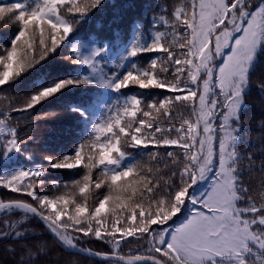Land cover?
Returning a JSON list of instances; mask_svg holds the SVG:
<instances>
[{
	"label": "snow or ice",
	"instance_id": "snow-or-ice-1",
	"mask_svg": "<svg viewBox=\"0 0 264 264\" xmlns=\"http://www.w3.org/2000/svg\"><path fill=\"white\" fill-rule=\"evenodd\" d=\"M101 3L0 6V18L8 13L18 22L0 55V88L68 50L61 45ZM153 27L151 46L134 43L129 55L158 58L107 86L157 90L156 98L130 97L92 126L73 155L45 157L52 169H83L75 173L81 179L45 184L41 167L0 176V239L19 242L5 245L16 264H80L75 253L109 264H264V81L250 76L264 54V0L162 4ZM68 51L62 58L70 63L92 64L75 47ZM82 83L93 82L59 80L22 102H0V156L21 152L35 140L29 126L55 115H32L37 105ZM253 86L260 97L255 129L248 123ZM8 97L0 93V101ZM130 148L150 151L123 166ZM201 182L205 190L191 195ZM32 236L38 239H25Z\"/></svg>",
	"mask_w": 264,
	"mask_h": 264
},
{
	"label": "trees",
	"instance_id": "trees-1",
	"mask_svg": "<svg viewBox=\"0 0 264 264\" xmlns=\"http://www.w3.org/2000/svg\"><path fill=\"white\" fill-rule=\"evenodd\" d=\"M180 2L182 0L178 3ZM13 3H27L29 7H32L35 0H0V6ZM162 4L170 6L173 3L165 4V0H102L100 6L87 13L79 21L73 33L61 45V48L67 45L68 50L75 47L80 58L91 60V65L70 63L62 58L70 54L68 50H65L60 56L55 53L50 55L46 60L0 88V93L9 94L6 100L0 102L8 103L22 102V99L29 98L42 87L59 80L82 81L87 79L93 82L69 86L32 110L31 114L36 116L45 113L55 115L49 119L37 120L35 126H29L33 128L32 134L35 140L30 141L21 152H17L15 162L0 163V176H10L21 170L41 167L47 169L42 177L45 184L49 182L62 184L82 178L75 173L83 172V169L72 170V172L52 169L45 157L62 158L65 155H73L75 149L89 139L92 126L106 119L110 114V109L123 105L130 97L135 96L146 102L156 98L157 90H140L132 86L117 92L107 85L122 78L128 71L142 70L152 60L158 58L160 55L158 53L145 51L137 57H132L129 52L134 43H138L141 48L145 49L151 46L155 38L153 27L155 17L161 12ZM10 15L5 13L3 18H0V55L10 49L12 40L18 32V22L11 19ZM101 49H106V51H100ZM98 51L100 54L96 55ZM250 76L253 80L264 81V54L260 55L253 64ZM251 93V113L253 115L248 117V123L255 129L259 121V90L253 86ZM81 112L84 115H81ZM20 126H24L23 120L20 121ZM149 151L150 149L144 148L128 149L127 157L122 161V165L128 166L146 158ZM30 153L31 158H29ZM94 171L95 176L98 169ZM257 187H259L258 177ZM5 191L0 189V200H5ZM8 195L17 194L8 193ZM94 203L95 195L90 196L89 207H92ZM184 212L181 213V217L184 216ZM2 217L3 214L0 220ZM170 224L176 226L172 222ZM25 239L36 240L38 238L32 236ZM4 240L0 239V264H16L14 256L5 252V245H18L19 242L10 240L5 242ZM127 250L126 248L125 251ZM18 254L19 249L16 255ZM78 256L80 264H109V262H99ZM37 259L43 261L46 257L40 256Z\"/></svg>",
	"mask_w": 264,
	"mask_h": 264
},
{
	"label": "rangeland",
	"instance_id": "rangeland-1",
	"mask_svg": "<svg viewBox=\"0 0 264 264\" xmlns=\"http://www.w3.org/2000/svg\"><path fill=\"white\" fill-rule=\"evenodd\" d=\"M179 1L180 0H165V4L178 3ZM16 159H17V152H14V153L9 154V156H7V157L0 156V163L1 162H5V163L8 164V163H11V162H15ZM93 174H95L94 170H93ZM205 187H206V185H204L203 182H201L198 185H195L193 187V189H190L191 195L198 196L201 192H203L205 190ZM94 195H95V193L92 194V196H94ZM186 206H187V204L185 205V208H186ZM185 208L181 210V213L184 212ZM1 240H4V239H1ZM9 240L12 241V242L17 241V240H13L10 236L7 239H5L4 241L7 242ZM80 256H82V255H80Z\"/></svg>",
	"mask_w": 264,
	"mask_h": 264
},
{
	"label": "water",
	"instance_id": "water-1",
	"mask_svg": "<svg viewBox=\"0 0 264 264\" xmlns=\"http://www.w3.org/2000/svg\"><path fill=\"white\" fill-rule=\"evenodd\" d=\"M2 216V213H0V217ZM75 254H79V255H82L84 257H87V258H90V259H93V260H96V261H99V262H108L106 260H103V259H100V258H97V257H89V256H86V255H83V254H80V253H75Z\"/></svg>",
	"mask_w": 264,
	"mask_h": 264
}]
</instances>
